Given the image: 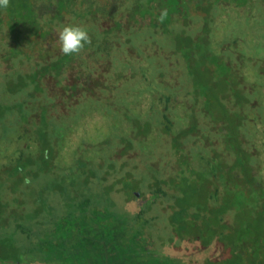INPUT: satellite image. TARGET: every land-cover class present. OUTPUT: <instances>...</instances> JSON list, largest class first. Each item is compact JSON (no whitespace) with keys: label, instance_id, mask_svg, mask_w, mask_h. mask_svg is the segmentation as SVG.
<instances>
[{"label":"trees","instance_id":"1","mask_svg":"<svg viewBox=\"0 0 264 264\" xmlns=\"http://www.w3.org/2000/svg\"><path fill=\"white\" fill-rule=\"evenodd\" d=\"M217 7L229 13L225 25L235 15L264 21V0H10L0 8V51L14 57L26 46L30 58L27 73L0 89V264H264V88L255 78L264 73L250 80L241 54L226 58L210 23ZM69 24L91 36L79 55L60 51L58 32ZM146 26L192 63L193 98L177 109L170 94L149 93L130 119L116 88L100 89L109 73L124 76L112 50ZM201 104L212 139L201 132ZM92 118L104 138L79 141ZM248 123L262 130L254 143ZM151 135L159 161L148 153L140 175L137 145ZM120 196L136 201L134 215L117 210Z\"/></svg>","mask_w":264,"mask_h":264},{"label":"rangeland","instance_id":"2","mask_svg":"<svg viewBox=\"0 0 264 264\" xmlns=\"http://www.w3.org/2000/svg\"><path fill=\"white\" fill-rule=\"evenodd\" d=\"M213 13L214 14L210 23L213 26L217 25L214 33L215 35L220 36L218 42H225L227 48L230 50L228 51V53L224 52V54H226V58L230 60L235 59L233 61H236L237 55H235V52L238 55L241 54L238 58V61L241 59L240 61L242 64L239 65L240 67H242V71L247 75V78H250V80V75H253L255 73H258V75L259 73H264V67L262 63L264 60V21L259 20V18H255L247 22L245 16L238 19L235 15V20L225 25L222 24L223 21L230 18L227 10L217 7V9L213 11ZM188 18L189 20H193L195 18V20L198 21V17H196L195 15H191ZM196 23L198 24V22ZM200 26L201 25L197 27ZM1 29L4 31L5 26L1 27ZM187 30L188 34H190L195 29L190 24L189 27H187ZM4 42L5 40H0V46L4 45ZM127 46H131L129 47L130 49L132 48L131 53L127 52ZM27 49L28 47L25 46V54H27ZM215 49L217 50V53L220 52V43L215 47ZM1 51L0 89L2 90L5 87L6 82H8V79L14 80L17 79V76L19 74L27 73V70L25 71V69L30 65V63L28 62L30 61V58L25 54L13 57L9 54L2 53ZM111 54L113 58L115 57V59H112V62L115 60V63H117V65L115 64L114 68L118 69L119 67L121 69H125V71H123L124 76H120V72H116L118 73V75H114L115 73H107L109 76L104 77V85L106 86L102 87L100 89V92L104 89L103 92L105 94L109 91V88L110 90L116 88L119 100L115 99V101L119 102V105L121 104L120 106L126 107L130 119L131 115L138 114L139 107L143 106L144 108H147V105L150 101L145 97L146 94H170L171 99L173 100L172 104L177 106V109H181L182 107L181 104L176 105V103L181 102L179 100H181L182 97L187 96L188 100H183L187 103L193 98V94H191L193 89L191 87L192 80L190 73L191 69L193 68L192 63L189 64L183 59V55L178 52L177 46L174 41L168 38L165 39L164 37H157L151 28L146 26L144 29H140L134 32V34L131 35L130 44L122 43L118 48H114ZM21 61L23 62L20 63ZM235 63H237V61ZM159 65H161V68L165 71L166 82L164 85H160L159 80L156 76L157 72H159V70L157 69V66L159 67ZM145 68L146 73L144 70ZM135 71L138 72L137 75H135ZM255 78L256 81L261 84V88L263 89L264 76H256ZM250 80H245L244 83L249 84L248 81ZM187 93L190 94L187 95ZM175 98H177V100ZM111 101L113 102L114 98H112ZM198 108L199 110H197V115L198 121L201 123V132L204 135L209 136L211 139L216 137L217 133L209 128L207 118H205L203 114L202 104L198 105ZM92 116L93 115H91V117ZM252 117L253 120L259 121L257 119L258 114L256 117L255 115H252ZM88 123V125L90 126L89 134H82L83 138L79 141H85L86 139H89L90 135L91 138L97 140L103 139L105 128L103 127V123H101V120L92 118L91 121H88ZM123 125L126 127L127 124L123 122ZM247 127L250 130L249 133H251V137L254 143L255 139L253 135L255 133L257 134L259 130L262 131L264 129V126L262 125L261 130L258 125L254 126L252 123H248ZM244 128L246 127L244 126ZM9 129L6 131L7 133L11 132ZM77 130L81 129L77 128ZM67 137L70 138V135H67ZM157 144L158 146H160V139L156 136L151 135L148 137L147 141H145L141 145H137V149L140 150L137 152L138 157L136 158L138 162L137 171L138 173H140V175L142 173H147V163L143 161L141 163V159L147 160L145 157L148 153H151L150 158L154 159L155 161H159L156 160L157 158H159L158 150L160 149V147H157ZM161 144L163 143L161 142ZM258 144H260V142H257V145ZM162 146L165 147L164 145ZM259 149V159L251 157L254 165H260V159L263 158L261 155L262 147H259ZM169 151L170 154H172L170 147ZM171 158L173 159L172 156ZM261 167L263 168L264 166L261 165ZM116 207L119 212L126 211L128 213V216L134 215L138 210L136 201L127 202L121 196L117 197L116 199ZM127 215L125 216L128 217ZM166 218L167 216L164 212L163 216H161L158 221L163 223ZM208 254H210L209 250L198 253L193 257L203 258Z\"/></svg>","mask_w":264,"mask_h":264},{"label":"clouds","instance_id":"3","mask_svg":"<svg viewBox=\"0 0 264 264\" xmlns=\"http://www.w3.org/2000/svg\"><path fill=\"white\" fill-rule=\"evenodd\" d=\"M10 5V0H0V8L7 9ZM166 16V13L161 14V21ZM58 42L60 51L65 56L79 55L86 45L92 43L91 36L88 30L80 25H65L58 32Z\"/></svg>","mask_w":264,"mask_h":264}]
</instances>
